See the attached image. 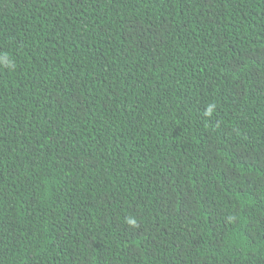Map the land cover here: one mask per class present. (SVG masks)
Listing matches in <instances>:
<instances>
[{
	"label": "trees",
	"instance_id": "1",
	"mask_svg": "<svg viewBox=\"0 0 264 264\" xmlns=\"http://www.w3.org/2000/svg\"><path fill=\"white\" fill-rule=\"evenodd\" d=\"M0 264H264V0H0Z\"/></svg>",
	"mask_w": 264,
	"mask_h": 264
},
{
	"label": "clouds",
	"instance_id": "2",
	"mask_svg": "<svg viewBox=\"0 0 264 264\" xmlns=\"http://www.w3.org/2000/svg\"><path fill=\"white\" fill-rule=\"evenodd\" d=\"M9 66H10L11 69H14L15 68V64L14 63L9 62ZM212 110H213V107L212 106H209V108H208V110L206 112V115H211ZM126 222L130 226H136V223H137L134 218H126Z\"/></svg>",
	"mask_w": 264,
	"mask_h": 264
}]
</instances>
